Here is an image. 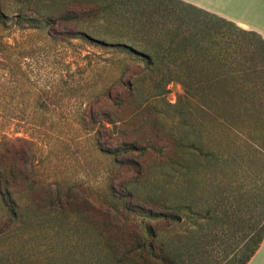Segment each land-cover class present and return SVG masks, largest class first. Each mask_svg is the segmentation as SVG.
I'll list each match as a JSON object with an SVG mask.
<instances>
[{"label":"rangeland","instance_id":"rangeland-1","mask_svg":"<svg viewBox=\"0 0 264 264\" xmlns=\"http://www.w3.org/2000/svg\"><path fill=\"white\" fill-rule=\"evenodd\" d=\"M0 156V264H118L103 221L175 264H242L264 228V43L169 0H0Z\"/></svg>","mask_w":264,"mask_h":264},{"label":"trees","instance_id":"trees-1","mask_svg":"<svg viewBox=\"0 0 264 264\" xmlns=\"http://www.w3.org/2000/svg\"><path fill=\"white\" fill-rule=\"evenodd\" d=\"M88 2L89 1H83L82 6L85 9H89L88 14H91L92 18H94L95 20L100 14L104 12V9L103 7L95 4L93 1L91 3H88ZM192 10L208 14L202 10H198V9H192ZM61 19L63 21L71 22L77 19V15L75 13H68V14H65ZM218 20L225 22L226 24L234 27L235 29L241 31L242 33L246 35H253L259 38V36L252 31H245V30L239 29L233 23L227 22L222 19H218ZM176 44L177 46H181L183 50H186L187 46L189 45V41L187 39H184L183 41L181 40L180 44L178 42L176 43L172 41L171 48L173 45H176ZM145 61L149 63H154L156 61L161 62L159 57L155 59V58H152L151 55H147ZM137 105L138 104H136L135 106ZM127 147H130V145H128L126 142H121L119 144L120 151L123 153L124 152L127 153V150H128ZM134 148L135 147L132 144V150H134ZM184 155H185L184 151L179 152L175 157H173L175 158L173 161L176 162V160H182ZM23 179L25 182H28L27 176H24ZM17 180H18V172H17L16 167L14 165H5L3 161V157L0 156V184H3L7 189L8 187H12L13 185H15ZM8 194L10 196V192H8ZM11 212L14 215L13 209H11ZM148 213L152 215L151 211H148ZM152 216L159 217L160 215L157 213V215H152ZM111 227L112 226L110 224H107L106 221H103V225H101L99 228L100 232H98L99 233L98 235L102 239L101 241H102L103 247L108 250L111 257L113 258L114 263L124 264L128 262L131 258L130 255H132V251L135 250L137 251L135 252V256L139 258V262H141V264H152V262H157L158 264H175V262L169 257V254L167 253V251L162 248L161 243H159L158 241L157 243H155L156 241L154 242L152 238L150 241H148L145 238L138 237V238H135L136 239L135 241L133 242L129 241L127 243L126 241L123 240V238H119V239L114 238L113 234L111 235L110 233ZM107 231H109L110 234L107 233ZM263 237H264V228H263L262 235H260L258 239L256 240V242L254 243V248L252 252L248 256H246L242 264H247L249 262V260L251 259V257L254 255L255 251L258 249L259 245L261 244ZM158 245H159V250L156 249Z\"/></svg>","mask_w":264,"mask_h":264},{"label":"crops","instance_id":"crops-1","mask_svg":"<svg viewBox=\"0 0 264 264\" xmlns=\"http://www.w3.org/2000/svg\"><path fill=\"white\" fill-rule=\"evenodd\" d=\"M176 3L178 6H183L185 9L202 10L218 19L233 23L239 29L252 31L257 34L260 41L264 43V0H169ZM223 9H253V20L250 22L245 17H231ZM242 13V12H241ZM228 25V24H227ZM176 45L172 46V54L177 51ZM169 53V51H168ZM220 62L226 61L223 56ZM210 61H212L210 59ZM219 76V75H218ZM223 77V74H221ZM264 249V237L251 257L249 262L255 258Z\"/></svg>","mask_w":264,"mask_h":264}]
</instances>
